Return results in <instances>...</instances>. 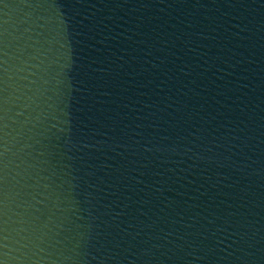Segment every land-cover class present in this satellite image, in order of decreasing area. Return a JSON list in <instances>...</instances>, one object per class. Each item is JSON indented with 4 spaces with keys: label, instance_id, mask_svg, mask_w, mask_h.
Returning <instances> with one entry per match:
<instances>
[{
    "label": "water",
    "instance_id": "95a60500",
    "mask_svg": "<svg viewBox=\"0 0 264 264\" xmlns=\"http://www.w3.org/2000/svg\"><path fill=\"white\" fill-rule=\"evenodd\" d=\"M0 264H264V0H0Z\"/></svg>",
    "mask_w": 264,
    "mask_h": 264
}]
</instances>
